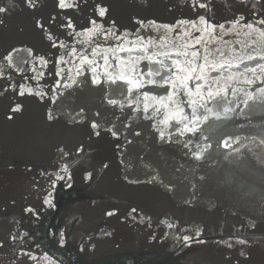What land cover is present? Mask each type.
Here are the masks:
<instances>
[{"label":"water","instance_id":"obj_1","mask_svg":"<svg viewBox=\"0 0 264 264\" xmlns=\"http://www.w3.org/2000/svg\"><path fill=\"white\" fill-rule=\"evenodd\" d=\"M95 2L87 0V4L81 3L82 10H66L68 15L74 17L78 30L90 26L88 20L92 13L88 5H94ZM206 2L211 6V11L198 9V12L212 23H225V29H231L222 32L217 28L211 35L206 32L203 39L208 41L209 48L230 50L239 47L237 41L249 39H256L257 44L264 45L259 32L248 37L245 33L251 30L240 28L239 25L232 28L227 23L241 13L246 17L241 23L255 19L248 0L245 3H241V0ZM18 3L20 7L5 16L0 24V58L12 48L22 49L17 55L27 58V49L31 48L36 56L43 55L50 61L54 60L59 50L50 47L41 30L36 27V21L41 20L54 34L59 32L55 24L49 23L51 14L60 11L54 8L56 0H36L35 10L24 7L23 0H18ZM104 3L110 9L104 22L106 26L110 27L114 20L120 32L128 30L129 38L135 35L156 37L149 51L156 47L160 51H172V41L180 29L178 27L169 31L160 26L173 25L180 19L193 20L197 15L191 9L192 0H104ZM260 15L264 17V12ZM58 20L62 21L63 16L58 17ZM141 20L144 21L143 27L137 22ZM148 21H155V24H149ZM197 26L201 30L205 27L203 24ZM183 27L191 30L193 37L201 35L190 25ZM257 27L264 29V25ZM137 29H140L139 33ZM217 34L219 38H216ZM161 35L168 39L160 41ZM91 36L82 34L77 37V40L82 41V44L76 45L77 48L84 47L90 52L94 46L90 43ZM189 39L185 37V40ZM109 42L115 43L111 39ZM98 51L105 52V49ZM105 54L112 55L111 52ZM118 55L130 56L129 53ZM66 58L72 60V57ZM39 63L35 61V64ZM79 63L77 59L75 64ZM112 63L116 64V61ZM30 66L24 65L26 68ZM131 66L129 62L128 67ZM61 67L65 68L66 74L67 68L71 67L72 78L82 83L68 90L58 89V92H65V96L60 97L55 105L51 102L54 95L51 89L56 80L54 63H49L46 69L43 66L39 68V71L46 72L39 86L31 79L26 82V88L48 93L43 102L39 97L16 95L19 84L25 83L23 77H15L16 92H5L8 82L0 81V92L4 93L0 95V243L4 245L0 248V264H13V261H17V264H237V261L239 264H264V144H261V138H264V97L260 93H255L257 107L253 111L245 109L244 113H239L237 109L239 114H229L233 119L227 121L229 127L224 132L242 138L241 153L236 154L231 148L225 150L216 145L213 160L200 164L196 172V176L202 174L207 177L203 182L196 181L200 184L198 198L186 204L185 200L191 198L190 185L175 179V176L180 175L175 169L183 167V174L192 177L190 166H195L197 162L190 159V154L186 155L183 141L190 139L192 143L189 147L195 149L201 142L197 138L198 134L186 133L183 138L173 135L172 143L160 141L157 139L158 131L152 128L153 120L143 118V105H140L138 112L132 111L135 104L131 107L127 105L124 98L128 95V86L122 81L112 84L102 76L105 82L93 86L90 78L76 76L72 63ZM124 70L121 62L116 73ZM103 71L97 69L98 73ZM47 73L52 75L48 76ZM26 75L31 77L33 73L29 71ZM261 75L264 76V73ZM239 80L235 84L237 96L243 99L247 97L241 90L264 87L259 81L249 84L243 82V77ZM152 90L160 94L166 92L164 88ZM69 91L70 96L67 94ZM106 96L124 101L123 106L108 105ZM191 99H196L197 104L201 103L195 93L192 97L181 93L173 97L172 102L166 99L163 103L175 109V102L182 101L179 106L187 109ZM18 102L22 103V110L13 113L11 108ZM151 103L158 106L160 102ZM80 108L85 110V119L75 123L72 116ZM49 109L59 117L51 124L47 120ZM96 112L100 115L96 116ZM9 115L14 118L9 120ZM94 119L102 124L99 129L101 134L89 138L88 133L92 131L90 123ZM154 120L158 122L159 117ZM125 123L131 126L125 129ZM113 124L116 125L114 130L122 131L135 143L126 144L125 135H121L119 140L112 138L107 129ZM159 129L165 131V140H168L169 129L162 124ZM136 131L142 135L135 136ZM176 140H181V143H175ZM118 143L126 145L123 156L125 165L120 162L122 157L117 155L115 145ZM80 144L85 145V151L78 156L74 149ZM236 146L234 144L233 148ZM58 147L71 153L69 168L73 177L72 187L58 186L50 198L54 206L48 207L43 204V198L50 185L40 173L58 166ZM218 153H225L228 157L238 155L239 158L231 161ZM141 156L144 157L143 162ZM77 159L80 164L73 167L72 161ZM105 162L109 164L107 169H103ZM86 171L93 173L89 182L84 179ZM153 175L175 185L174 192L169 193L159 180L152 184H132L125 179L127 176L130 180L146 181ZM29 206L37 211L38 218L24 214V209ZM133 207L137 209L136 213H130ZM114 209L116 215H105ZM250 219L256 223L254 229L248 227ZM168 223L174 226L169 228ZM197 229L202 230V238L207 242L201 245L193 243L191 248L181 247L182 236H194ZM61 230L66 234L64 247L59 246ZM24 232L28 235L21 241ZM13 234L17 237L15 241L11 240ZM229 237H233V249L216 243ZM236 238L250 241L251 247L246 248L249 259L240 257L239 250L245 246L236 245ZM81 247L83 252L79 250ZM24 251L33 252L38 259L29 260L22 255ZM45 252L49 253L51 259L44 258ZM226 256L231 259H225Z\"/></svg>","mask_w":264,"mask_h":264},{"label":"snow or ice","instance_id":"obj_2","mask_svg":"<svg viewBox=\"0 0 264 264\" xmlns=\"http://www.w3.org/2000/svg\"><path fill=\"white\" fill-rule=\"evenodd\" d=\"M81 3L87 4V0H56L54 8L59 9V12L54 11L51 14L50 24H55L59 29V32L54 34L49 30L41 20L36 21V27L41 30V33L46 41L49 42L52 49L59 50V55H56L54 60L50 61L45 56H36L34 50L27 49V58L17 55L22 51L20 48H12L0 58V81H7V87L4 91L12 90L16 92L17 82L15 77H23L25 83L19 84V91L16 92L18 96H34L39 97L43 102L44 97L48 95L47 92L35 91L33 88L27 87L26 82L31 79L37 82L39 86L40 80L45 77V71H39V68L43 66L45 69L49 63H54L56 66L55 72V84L52 86V93L54 94L51 98L53 105L57 104L60 97L65 96V92H58V89H71L73 85H79L82 82L73 79L71 76L72 68H67V74L65 68L61 65L67 66L70 63L75 66L76 76H84L91 79L93 86H97L105 81L101 78L106 77L107 80L116 84L117 81H122L128 87L126 89L127 96L125 100L127 105L132 108L133 112L140 111V105H143L144 119L153 120L152 128L158 131L157 139L165 143H172L171 137L178 135L183 138L186 133L197 135L198 140L201 142L196 145V148H190L189 145L192 141H183V147L187 149L186 155L190 154V159L197 162L195 166H190L192 177L183 174V167L175 169L176 173L180 175L175 176V179L182 180L183 182L190 185L191 198L185 200L186 204H190L192 200L197 199V192H199L200 184L196 182H203L207 179L205 175L196 176V172L199 165L207 163L213 160V151L216 145L227 149H232L234 153L240 154L241 147H243L242 138L233 133L224 132L229 127L227 121L232 120L233 116L230 113H244L245 109L248 112L254 110L257 107L255 93H260L264 97V87H256L255 89L241 90L244 91L246 99L237 96L238 89L235 86L239 83V78L243 77L244 83L253 84L259 81L264 84V45L257 44L256 39H249L248 41H237L236 44L239 47H233L230 50H222L219 48H209L208 41L203 39L204 34L207 32L209 35L214 33L216 29H220L222 32L231 31V29H225V23L215 24L210 20L206 19L204 14H200L198 9H204L205 12L211 11V6L206 0H192L191 9L196 13V19H180L177 20L173 25H161L163 29L169 31L177 29L179 32L176 33L175 39L172 41V51H160L158 47L153 48L149 51L151 42L156 40V37L143 35H135L134 38H129L128 30L125 29L123 32L116 27V22L111 21V26L105 25V20L109 16L110 9L104 0H96L94 5L89 4L88 8L91 10V17L88 20L90 26H85L78 30L77 24L74 22V17L67 14L68 9L82 10ZM241 3H245V0H241ZM251 5L252 16L254 20L248 21L247 23H241L246 20L244 14H239L234 20L228 21L232 25V28H236L237 25L240 28H247L251 30L245 33L246 36L251 37L254 33L259 32V38L264 41V29L258 28L259 25H264V17L260 14L264 12V0H248ZM23 6L29 10H35L36 0H23ZM247 6V4L245 5ZM17 7H20L18 0H0V24L3 23V18L11 12L15 11ZM63 16V20H58V17ZM99 18V19H97ZM141 27L144 26V21H137ZM149 24H155V21H148ZM203 24L205 27L201 30L197 25ZM190 25L191 29L201 33L200 36L193 37L192 31L183 27ZM209 30H211L209 32ZM137 33L140 29L136 30ZM82 34H92L90 37V43L94 45L91 47L89 52L87 48H77V44H82V41L77 40ZM185 37L191 39L185 40ZM219 38L218 34L217 37ZM114 40L115 43L109 41ZM168 39L167 36L161 35L160 41ZM194 41V42H193ZM229 43V41H225ZM199 45L200 47H197ZM167 46L165 45V48ZM189 48L192 50L189 51ZM98 49H105V52H111L109 56L105 52L98 51ZM118 53H129L130 56H120ZM66 57H72L69 61ZM99 57V60H97ZM79 59L80 63L77 65L75 61ZM4 61L7 63L5 64ZM35 61H39V64H35ZM102 61V63L100 62ZM112 61H116L113 64ZM256 61L254 64L250 63ZM121 62L124 64V71L119 74L116 73V69L120 67ZM131 62V68L128 67ZM24 65H31L30 67H24ZM97 69H103L102 73H98ZM235 69V71H232ZM259 70V71H258ZM31 71L33 75L29 77L26 75ZM217 73V75H212ZM15 74V75H13ZM248 74H251L250 76ZM51 76V73H47ZM71 81V83H69ZM223 81V82H222ZM227 81H233L232 83H226ZM164 88L166 92L164 94L157 93L152 89ZM229 89L231 92L229 93ZM192 97L193 93L201 103L197 104L196 99H191L188 103L187 109L180 107L179 104L182 101H176L177 105L175 109L163 102L167 99L172 102L173 97L181 95ZM251 93V94H250ZM0 92V95H3ZM69 96L71 92L67 93ZM130 97V98H129ZM236 97V99H232ZM106 103L111 106L121 105L123 106L124 101L116 98L105 97ZM151 101L160 102L157 106L152 104ZM63 103V101H60ZM243 104V107L240 105ZM22 103H16L11 108L13 113L20 112L22 110ZM84 108H80L79 112H76L72 116V120L75 123H81L84 121ZM237 113V114H239ZM96 116L100 113L96 112ZM79 117V119H77ZM159 117L158 122L154 118ZM14 117L8 116L11 120ZM118 119V118H117ZM131 119V118H130ZM47 120L51 124L55 120H59V117L54 115L53 111L49 109L47 113ZM219 122V123H217ZM165 125L168 131V140H165V131L159 129V125ZM173 124L178 125L176 127ZM131 125L125 123L123 127L129 128ZM116 127L113 124L107 129L111 134L112 138L119 140L121 135H125L122 131L114 130ZM102 128V124L97 120H92L90 123L91 132L88 133L89 138L93 135L96 137L100 136L99 129ZM135 136L139 137L142 135L140 131L134 133ZM223 137V139L221 138ZM126 144H133L135 141L128 139L125 135ZM175 143H181V140H176ZM237 145L233 148V145ZM261 144H264V138H261ZM115 148L118 150L117 155L121 156V164L125 165L126 162L123 159L126 151V145L116 144ZM75 153L79 156L85 151V145L80 144L75 147ZM71 153L63 147H58V158L57 167H53L49 171H41L40 175L45 177L50 185L49 190L43 198V204L48 207H53L51 197L54 196V190L61 184L65 188L72 187V174L69 168V158ZM218 155H224L225 158L231 161L237 160L238 155L228 157L225 153H218ZM141 162L144 161V157H140ZM80 164V160L77 159L72 161V166ZM127 166H130L127 165ZM109 167L108 163H103V169ZM31 169H29L30 171ZM93 177L92 172L86 171L84 173V179L89 182ZM129 183L141 184L148 183L152 184L154 181L159 180L160 183L166 188L169 193L174 192L175 185L170 182H165L160 176L153 175L150 179L144 180H130L127 176L125 177ZM135 207L130 209V213H136ZM24 214H32L38 218L37 211L29 206L24 209ZM107 217L116 215V210H111L105 213ZM143 220V217H141ZM169 228L174 225L168 223ZM249 228H255V221L251 220L248 224ZM237 231H240L237 228ZM28 235L27 232L21 234V241ZM54 235V234H53ZM107 235V233H106ZM167 235V233H165ZM59 246L64 247L66 241V234L63 230L59 233ZM16 235L11 236V240H16ZM153 239L155 237L153 236ZM183 248H191L193 243L197 245L205 244L207 241L202 238V230L197 229L195 235L185 234L182 236ZM233 237L228 239H221L216 243L226 246L228 249L234 248L232 242ZM235 244L242 247L239 250V255L244 260L249 259V253L246 251L247 247H251V243L247 239L236 238ZM4 245L0 243V248ZM81 252L84 251L83 247L79 249ZM91 251V249H89ZM24 257L29 260H37L38 257L31 251H24L22 253ZM45 259H51L49 253H44ZM19 259V257L17 258ZM225 259L230 260V256H226ZM13 264H17V261H13ZM237 264L239 262L237 261Z\"/></svg>","mask_w":264,"mask_h":264}]
</instances>
